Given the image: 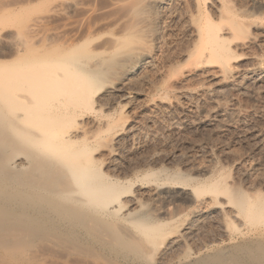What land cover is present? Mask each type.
I'll list each match as a JSON object with an SVG mask.
<instances>
[{
    "label": "bare ground",
    "instance_id": "6f19581e",
    "mask_svg": "<svg viewBox=\"0 0 264 264\" xmlns=\"http://www.w3.org/2000/svg\"><path fill=\"white\" fill-rule=\"evenodd\" d=\"M175 1L114 0L118 13L114 10V16L101 24L90 22L80 30L72 27L67 34L62 31L65 35L56 31L39 34L37 39L27 36L16 46L13 59L1 61L0 244H11L9 224L22 223L23 229L13 231L17 238L49 234L50 229L76 241H93L103 252L119 254L124 261L166 264L171 252L195 231L193 222L181 223V218L194 221L208 210L245 226L243 243L238 242L234 252L215 248L193 264H264L262 180L255 179L244 189L235 178L201 176L210 164L169 168L162 159L150 156L135 158L125 168L118 159L122 142L138 134L139 124L133 123L138 116L123 113L138 96H145L136 103L140 109L167 105L173 97L179 98L172 92L184 86L179 85L182 79L193 74L200 76L196 94L205 100L201 110L212 112L224 105L220 103L226 96L220 99L223 88L245 90L247 75L264 62L262 40L233 35L230 12L219 10L215 20L205 13L202 0H189L196 9V14L190 13L189 39L167 45L162 13ZM69 3L75 5L73 0ZM253 46L261 50V59L246 52L254 63L241 69L236 65V50ZM261 86H252L254 92ZM207 100H212L210 108ZM119 107V114L111 112ZM98 109L103 118L87 120ZM103 166L114 171L107 172ZM130 174L136 178L132 182L139 183L130 185ZM143 197L163 204L136 211ZM225 227L227 231L229 226Z\"/></svg>",
    "mask_w": 264,
    "mask_h": 264
},
{
    "label": "rangeland",
    "instance_id": "374dc122",
    "mask_svg": "<svg viewBox=\"0 0 264 264\" xmlns=\"http://www.w3.org/2000/svg\"><path fill=\"white\" fill-rule=\"evenodd\" d=\"M69 1L0 0V63L1 61L13 59L15 49L18 45L26 42L28 37L37 39L39 34L44 35L46 32L53 33L56 31H61V33L63 31L67 34L72 27L80 30L90 22L101 24L104 19L114 16L113 14L116 11L114 5L118 0H115L116 2L114 0H78L79 2L73 0L75 5L72 6L69 5ZM202 1L203 6H205V13L210 14L212 18L214 16V19L217 17L215 20H219L220 11L230 12V31L233 35H237L239 38H243L245 35L247 37L257 36L259 41L262 40V43H264V5L261 7L255 4L253 0ZM260 1L264 4V0ZM190 5L189 0H178L163 11V30H165L164 38H166L167 45L173 44L174 41L179 40L180 42L189 39L193 29L190 13L194 14L196 12L195 7ZM117 13L118 11L115 14ZM102 31H104V27L103 30L101 29ZM246 50H236V65L241 69L246 66L250 67L254 63L250 57H247L246 52L261 59L262 52L258 47L253 46V48ZM248 75L244 85L245 90L234 87V89L223 88V91L220 92L222 93L220 99L224 95H226V98L222 97L220 103L225 106L223 105L221 109L213 108L212 112L207 113L201 110L200 107L205 103V100L200 99L196 94V89L199 88L200 76L199 78L195 76L198 78L197 80L193 77V74L182 79V83L179 85L183 86V83H185L184 86H187V89L183 86L172 92V95L177 96L178 94L179 98L173 97L172 102L167 105L153 106L149 104L140 109L137 104L145 96H138L133 103H129L125 106L126 108H123L124 115L127 114V116L132 117L137 115L138 117L135 118L133 123L141 125L140 127L139 125L136 126L138 134L134 138L122 142L124 150L120 155L122 157H118L120 163L124 162L126 164L125 168H127L128 163L130 166V163L134 164L139 158L143 160L152 156L162 159L164 162L162 163L169 168L174 167L175 164L177 168L181 169L188 167L193 169L199 167V165L210 164L209 171L201 176L207 177L212 174L223 177L224 175L228 181L235 178L233 181H237L244 189L248 187V183L255 179L264 182V62L256 72ZM258 83L262 84L261 91L255 93L253 87L255 88ZM145 89L147 91V88ZM180 93L184 95H180ZM215 98L218 99V97ZM211 101L207 100L208 108L213 105ZM120 108H115L111 112L115 111L114 113L117 115L122 110ZM135 109L138 114H134ZM98 112L89 113L87 120L103 118V112L99 109ZM97 156H100V154H97ZM124 158L129 160L127 161ZM103 169L107 172L114 171L109 166H103ZM194 175L198 176V173L196 172ZM129 178L133 179L131 182L136 181L132 174ZM133 182L130 185L134 186L139 183V181L135 184ZM262 186L264 187V183ZM162 204L163 202H156L149 197H143L135 209L136 211L143 208L152 210L161 207ZM224 216L222 213L207 210L200 212L194 221H190L188 217H182L180 222L185 224L193 222L192 225L195 226V231L191 235L189 234L190 237L188 235L189 239L184 245L182 244L183 246L181 245L176 248L177 250L171 252L169 261L166 264H193L197 259H202L214 252L215 248L231 249L234 252L237 249L235 247L239 246L237 243H243L246 227L230 220L227 215ZM226 223L229 226L227 231H225ZM25 226L22 223L7 226V237L13 241L8 242L11 243L10 245H6L7 243L0 244V264H146L144 262L124 261L119 254L103 252L93 241H79L78 239L76 241V238L71 236L50 232L48 227L41 229H48L49 234H24L19 238L15 237L16 233L14 234L13 231L21 230ZM54 234L60 236L52 238ZM69 237L75 239V241ZM15 238L17 239L15 240ZM101 253L106 254L103 256ZM243 257L242 260L246 258L245 254Z\"/></svg>",
    "mask_w": 264,
    "mask_h": 264
}]
</instances>
